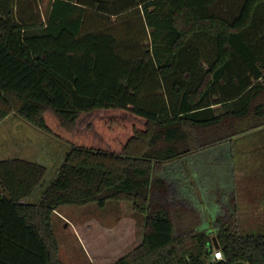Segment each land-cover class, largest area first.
I'll return each instance as SVG.
<instances>
[{"label": "trees", "instance_id": "1", "mask_svg": "<svg viewBox=\"0 0 264 264\" xmlns=\"http://www.w3.org/2000/svg\"><path fill=\"white\" fill-rule=\"evenodd\" d=\"M42 1L0 0V122L15 114L69 149L49 181L46 165L0 159V264H65L55 212L109 201L143 215L142 241L110 264H264V233L242 232L235 205L202 215L159 173L264 130V0L235 13L223 0H51L47 15ZM213 235L224 260L209 261Z\"/></svg>", "mask_w": 264, "mask_h": 264}, {"label": "rangeland", "instance_id": "2", "mask_svg": "<svg viewBox=\"0 0 264 264\" xmlns=\"http://www.w3.org/2000/svg\"><path fill=\"white\" fill-rule=\"evenodd\" d=\"M50 2L51 0H43L41 3L44 15H47ZM241 2L242 0H223L220 5H231L232 13H235ZM217 12L222 11L218 9ZM258 22L260 25L255 30L259 32L257 36L252 34V37L263 43L264 21ZM95 25L98 26L99 22ZM202 65L206 66V61H202ZM32 127L34 126L19 116L3 122L0 125V157H4L1 150L2 142L6 139L9 142L7 146L12 149L7 156H21L45 164L48 168L45 180L49 181L69 148L52 135ZM3 135L6 136L2 137ZM167 171L172 181L180 183L186 203L192 202L202 215L209 217L220 212H231L235 205L242 232L264 233V130L234 139L231 144H219L201 150L183 161L163 166L159 173ZM60 208L58 215L53 216L54 230L60 244L68 250L73 247L75 252H81L83 247L86 248L83 240L95 241L96 237L98 241L112 245V241L119 242L122 239H125L123 243L131 244L133 233L137 235L136 240L140 235L142 223L139 222H143V215L135 212L129 202L109 201L105 207L90 203L84 206L64 205ZM89 224L90 227L87 228ZM75 227L82 234L80 239L81 236L84 237L80 240L82 248L75 243L76 236L71 233L78 232ZM212 244L214 248H218L215 235L212 236ZM93 245L89 247L94 249ZM64 256L65 261L71 264L72 255L70 254L71 258L66 253ZM209 261L217 262L213 255H210Z\"/></svg>", "mask_w": 264, "mask_h": 264}, {"label": "crops", "instance_id": "3", "mask_svg": "<svg viewBox=\"0 0 264 264\" xmlns=\"http://www.w3.org/2000/svg\"><path fill=\"white\" fill-rule=\"evenodd\" d=\"M49 10H50V7H49ZM15 117H18V116L15 115V114L9 115L2 122H0V125L3 122H5L6 120H8L10 118H15ZM32 128L35 129L37 127L34 126ZM4 136H6V135H3L2 137H4ZM8 143L9 142H7L6 139L2 142L3 149L1 150V152H2V154H3L4 157L3 158L0 157V159L16 158V157L24 158V157H21V156H11V157L7 156V155H9L12 152V149H9V146H7ZM13 150H16V149H13ZM26 159H29V158H26ZM35 162H38V161H35ZM39 163H41V162H39ZM41 164H43V163H41ZM43 165H45V164H43ZM33 199H36V196L33 197ZM26 200H28V199H25V200H22V201L24 202ZM60 209L61 208H58V210H60ZM57 212L58 211L55 212L56 215H58ZM139 224H141L140 235L138 236V240H136L137 239L136 238L137 235H135L136 233H133L132 243L131 244L129 242L123 243V240H125V239H122L119 242L118 241H112L113 244L110 245L109 243H104L103 241H98L97 237L95 238V241L90 240L89 242H86V241L83 240L84 237L81 236V239L85 243L86 248L85 247L82 248L81 241H80L81 240L80 239V235H82V234L78 230L79 228L75 227L78 230V232L75 231V233H74L73 231H71V233L74 234V236H76L75 237V240H76L75 243H77L78 245H80V247L82 248L81 249V252H77V251L75 252L74 249H73V247L72 248H69V250H70L69 251L68 249H66L65 247H63L60 244V241L58 239V241H59V258L65 264H69V262H66L65 259H64V257H65L64 255L66 253V254H68L69 257H70V254L72 255V258L70 257L71 258L70 261H72L71 264H90V263H93V264H110L113 259H116V257H119L120 254H122V255L125 254L126 251H129L128 249H132L134 246H136L137 244H139L142 241V238H143V222H142V220H140ZM88 227H90V224L87 225V228ZM71 230H73V229H71ZM96 234L97 233H94V235H96ZM90 245L95 246V248L94 249L90 248L89 247ZM72 251L74 253H72ZM95 252H97V253H95ZM74 258H75V260H73Z\"/></svg>", "mask_w": 264, "mask_h": 264}, {"label": "built area", "instance_id": "4", "mask_svg": "<svg viewBox=\"0 0 264 264\" xmlns=\"http://www.w3.org/2000/svg\"><path fill=\"white\" fill-rule=\"evenodd\" d=\"M217 252H219V253H221L222 254V259H217V257H216V253ZM213 257H214V259L216 260V261H221V260H224V254H223V251L220 249V248H215L214 250H213Z\"/></svg>", "mask_w": 264, "mask_h": 264}, {"label": "clouds", "instance_id": "5", "mask_svg": "<svg viewBox=\"0 0 264 264\" xmlns=\"http://www.w3.org/2000/svg\"><path fill=\"white\" fill-rule=\"evenodd\" d=\"M216 257H217V259H222V258H223V257H222V254L219 253V252L216 253Z\"/></svg>", "mask_w": 264, "mask_h": 264}, {"label": "water", "instance_id": "6", "mask_svg": "<svg viewBox=\"0 0 264 264\" xmlns=\"http://www.w3.org/2000/svg\"><path fill=\"white\" fill-rule=\"evenodd\" d=\"M240 264H242V263H240Z\"/></svg>", "mask_w": 264, "mask_h": 264}]
</instances>
